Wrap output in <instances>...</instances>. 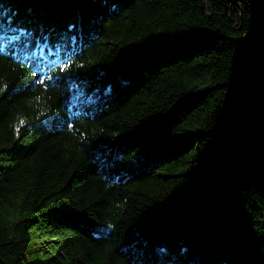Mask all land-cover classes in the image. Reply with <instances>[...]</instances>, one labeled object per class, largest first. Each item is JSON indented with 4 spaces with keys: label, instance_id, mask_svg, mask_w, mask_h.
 <instances>
[{
    "label": "trees",
    "instance_id": "16d2710c",
    "mask_svg": "<svg viewBox=\"0 0 264 264\" xmlns=\"http://www.w3.org/2000/svg\"><path fill=\"white\" fill-rule=\"evenodd\" d=\"M0 264H264V0H0Z\"/></svg>",
    "mask_w": 264,
    "mask_h": 264
},
{
    "label": "snow or ice",
    "instance_id": "6c2138e0",
    "mask_svg": "<svg viewBox=\"0 0 264 264\" xmlns=\"http://www.w3.org/2000/svg\"><path fill=\"white\" fill-rule=\"evenodd\" d=\"M65 67H67V64L65 65ZM61 71H64V68H61ZM33 76L36 77V80L33 82V83H41L43 84L44 83V80H41L40 79V71H39V67L37 66V69L33 71ZM67 126H71V125H67Z\"/></svg>",
    "mask_w": 264,
    "mask_h": 264
}]
</instances>
